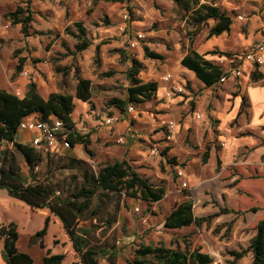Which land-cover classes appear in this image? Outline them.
<instances>
[{"label":"rangeland","instance_id":"1","mask_svg":"<svg viewBox=\"0 0 264 264\" xmlns=\"http://www.w3.org/2000/svg\"><path fill=\"white\" fill-rule=\"evenodd\" d=\"M27 1L0 0V61L14 70V77L21 74L17 66L22 60L24 64L36 66L46 63L58 80L60 92L68 94H74L78 78L90 79L92 102L88 103L86 111L76 116L75 122L76 129L82 135H90L92 143L88 150L80 145L65 153L42 151L40 163L32 171L24 158L17 155L20 174L28 184L48 183L61 201L76 202L73 206L79 215L80 233L85 246L98 250L99 263L129 264L134 251L142 245L163 242L167 246L180 244L183 247L184 241L198 242L211 232L229 239L236 226L243 225L242 219L249 228L245 235L240 231L238 236L246 238L256 233L254 220L260 215L257 212L264 214V196L253 187L262 185L264 193V173L256 172L258 167L253 164L251 167L239 165L250 151L236 154L227 164L223 159L230 141L249 139L248 132L241 127L246 109L242 107L231 120L226 115L237 97L246 96L241 77L232 76L225 83L206 89L181 65L190 46L195 49L196 45L206 42L213 21L198 29L170 0H126L124 3L32 0L31 32L39 34L27 37L21 32V25H14L5 17L18 6L26 7ZM199 1L219 6L233 18L249 17L243 12L247 11L251 0ZM126 15L127 34L120 29L125 25ZM78 24L86 30L91 42L83 52L76 49L79 43L76 36L80 34ZM135 33H142L145 39L132 49L127 36ZM145 47L162 54L164 59L147 58ZM134 58L145 66L140 78L159 83L158 93L161 87L168 89L171 85L183 86L184 92H176L170 99H161L158 94L156 100L134 106L133 111L123 112L112 106L110 102L114 98L127 99L131 84L128 70ZM223 65L226 69L236 66L226 60ZM39 73L48 78L45 73ZM169 74L171 81H164ZM108 117L114 119L110 125L105 122ZM170 122L174 123V128L170 127ZM26 145H31V140ZM1 148L12 150L13 146L3 144ZM70 158L83 160L95 170L101 164L126 160L144 178L164 185L166 195L162 201L152 204L123 196L119 207L115 204L119 198L116 196L112 202L96 193L77 199L73 192L82 190V179L70 168ZM174 161L178 165H174ZM233 197L243 202L233 201ZM186 199L194 201L198 217L213 216L210 222L180 231L165 229L167 214ZM226 209L232 212L225 213ZM2 213L3 223L17 225L19 248L30 253L35 264H43L47 250L52 257L50 264H80L63 235L61 222L52 218L47 208H29L0 192ZM38 234L43 235L45 249L40 248V238L32 241ZM2 247L0 241V250ZM227 252L212 253L222 258L224 264H231L233 251ZM56 253H62L64 261L55 258Z\"/></svg>","mask_w":264,"mask_h":264},{"label":"trees","instance_id":"2","mask_svg":"<svg viewBox=\"0 0 264 264\" xmlns=\"http://www.w3.org/2000/svg\"><path fill=\"white\" fill-rule=\"evenodd\" d=\"M109 3H124L126 0H95ZM178 6L188 17L190 24L200 28L212 20L214 25L210 27L208 38L230 32L233 25V17L219 6L209 3H201L199 0H170ZM32 0L26 2L27 6H18L14 11L8 12L5 17L14 25H21V32L29 37L39 34L31 32V24L34 22V12L31 10ZM79 35L76 37L79 43L76 45L78 52L87 50L91 42L87 38V32L78 24ZM209 54L226 56L231 58V53L212 51ZM145 56L152 59H164L162 54L151 51L145 47ZM207 55H202L192 46L181 60L183 68L191 71L196 79L206 89L220 85L222 77L226 75L225 67L219 63L208 60ZM24 60L17 66L18 72H22ZM145 66L138 60L132 59V66L128 70V79L131 84L128 88L126 100L114 98L110 104L121 111L128 110L129 105L137 106L157 99L159 83L157 81H143L140 74ZM264 78L259 68L251 72V80L258 82ZM93 98L92 81L87 78H78L74 94L64 92L52 93L44 98L38 91L35 83H30L25 97L20 98L16 94L6 90H0V192H5L10 198L19 200L32 209L41 210L47 208L53 216L58 218L66 235L72 243V247L80 259V264H100L99 252L96 248L85 246L84 237L80 233V219L73 203H65L55 196V191L48 183L28 184L22 178L21 166L17 155H21L29 170H34L40 163L41 153L31 145H26L16 140L20 125L25 118L36 115L39 120L48 121L51 117L62 120L68 130L70 145H83L88 150L91 145L90 135H82L76 130L73 113L76 107L75 100L91 103ZM242 107L247 105V97H242ZM3 143H12L13 149H2ZM165 151L164 154H166ZM209 159V152L205 154V161ZM178 165L176 161L172 162ZM70 168L75 170L82 179L83 188L76 196L86 197L94 193L106 198L109 202L113 197H119L115 203L119 207L121 198L141 200L145 203H158L166 195V187L152 183L144 178L126 160H116L113 163H105L95 170L89 163L76 158H70ZM76 205V204H75ZM225 213L232 211L225 210ZM215 216V215H214ZM213 217V216H212ZM212 217H196L194 201L186 199L176 205L164 221V228L168 230H181L190 226H202L210 222ZM43 235L38 234L32 241L40 238V248L45 249ZM20 232L14 222L0 225V241L3 243V258L6 264H35V260L28 252L19 248ZM190 240L184 241V246H167L163 242L157 245H142L134 251V257L129 264H213L214 260L201 248H192ZM253 253L252 264H264V219L257 227L256 234L251 240L248 249L240 252L233 251L234 261L244 257L248 252ZM50 255V251L47 252ZM45 255L43 264H50V256ZM63 260V256L55 257Z\"/></svg>","mask_w":264,"mask_h":264},{"label":"crops","instance_id":"3","mask_svg":"<svg viewBox=\"0 0 264 264\" xmlns=\"http://www.w3.org/2000/svg\"><path fill=\"white\" fill-rule=\"evenodd\" d=\"M243 13L249 16L247 17V19L246 18L244 19L245 23H243L244 20L239 19V17H243V16L233 18V25L230 32L228 33L225 32L219 36H213L211 38H208L206 42H202L201 44L196 45L195 50L202 55H207L206 58L208 60L223 65L222 62L224 61L222 60L227 58L226 56L212 55L209 53L218 50L221 52L231 53L233 55H241L244 52L249 51L257 43L263 42L264 41V0H251L249 2V6L247 7V11ZM213 25L214 22L212 26ZM242 68L245 74L243 77H241V83L242 86L244 87V91L247 97V105L245 106L247 113L245 114V122L243 125H241V127L245 128L244 130L248 132L247 137H249V139L242 141H230L228 147H226L224 151L223 159L224 162L227 164L233 160L236 154L242 151L244 152L250 151L247 159L242 160V162L240 161L239 165L242 166V164H244L243 166L248 165V167H251L253 164L254 166L258 167L257 171L256 170L255 171L260 174V173H264V78L258 82H253L251 80L252 67L250 66V64L246 62L243 64ZM185 70L187 71V74H193L191 71L187 69ZM39 71L48 75V78H43V76L39 73ZM260 71L264 75V65L260 67ZM23 72L29 73L30 77H25L22 74ZM14 73H15L14 70L6 68L3 62L0 61V90H6L10 93L16 94L20 98L25 97L26 93L28 92V86L30 83L36 84L39 93L44 98H48L49 95L52 93H60L61 91V88H59L57 85L58 80L56 81V78H54V76L52 75L51 66L47 65L46 63H40L37 66L32 63H26L24 64V69L19 76L14 77L15 75ZM192 76L195 77L194 74ZM167 90L168 89L165 86L161 87V91L158 93L159 98L161 97V99H163L165 97ZM242 101H243L242 97L240 96L237 97L232 108H230L226 114L228 120H231L233 117L238 116L240 109H242ZM75 104L76 107L73 113L74 122L76 121L75 119L76 116H78L79 113L86 111L88 106V103L82 102L77 99L75 100ZM36 117H37L36 115H31L28 118H36ZM228 135L231 136V133H228ZM32 137L33 134L25 131H21V133L18 132L16 140L22 144H28L29 141L32 140ZM3 144H6L7 146L9 145L13 146L12 143H3ZM77 146L80 145H76L75 147ZM62 151H64L65 153L67 150H62ZM81 185L83 186V182L81 183ZM253 190L257 191L258 193L264 196V193L262 191L263 190L262 185L260 188L254 185ZM78 191L81 192L80 190ZM79 192L75 191V193L73 192V195H77L79 194ZM77 199L80 198L77 197ZM232 200L233 201L238 200L239 202H243V200L240 201V199H237L235 197H233ZM75 204L76 202H73V205ZM257 213H260V215L256 218V220H254V222L257 223L258 225V223L262 219H264V214L262 212H257ZM47 216L49 217V215H46V217ZM196 217L198 216L196 215ZM52 218L59 220L55 216H53ZM3 221H5L4 213L0 214L1 225L4 224ZM240 221H242L243 227L237 225L236 228L232 231L229 239L222 238V235H215L213 234V232H211L210 234H206V236L200 239L198 242L193 241L192 248L193 249L201 248L202 252L210 254L214 260L213 264H224L222 258L221 259L216 258L213 255V253L220 255V251H224V253H228L227 251L240 252L242 251V249H248L251 244V240L256 234V233H252L245 238L244 235L246 234L245 232L249 228L248 227L249 224H247V221H245V219H242ZM191 227L192 226L187 228H191ZM240 231L244 232V235L241 238L238 236V233ZM63 235L66 236L67 242L72 252L78 257V255L76 254V252L72 247L71 241L69 240L68 236L64 231V228H63ZM2 251H3V247L0 250V264H6L3 258ZM47 252H49V250L46 251V255H48ZM56 255L63 256L62 253L59 254L56 253ZM229 255L231 254L229 253ZM78 260L80 261L79 257ZM229 261H231V264H252L253 253L250 251L239 260L234 261L233 259H230Z\"/></svg>","mask_w":264,"mask_h":264},{"label":"built area","instance_id":"4","mask_svg":"<svg viewBox=\"0 0 264 264\" xmlns=\"http://www.w3.org/2000/svg\"><path fill=\"white\" fill-rule=\"evenodd\" d=\"M239 18L242 19V17ZM127 20L128 16L126 15L124 17L125 25L124 27L120 28L122 32H125L127 30V27H125ZM125 34H127V32H125ZM127 37L129 47L132 49L138 47L140 43L145 39L142 33H135V35H133L132 37L130 34ZM225 60L230 62L231 64H236V66L231 69H225L227 73L224 77H222L220 84L225 83L227 80L231 79L232 76L243 77L245 72L242 66L246 62L250 64V66L252 67V71L256 68H259L260 70V67L264 65V41L257 43L249 51H246L241 55H234L231 58L227 57L222 61L225 62ZM22 74L25 77H30V74L27 72H23ZM171 79L172 76L170 74L164 77V81L166 82H170ZM176 92H184V87H176V85H171L165 94V98H172ZM128 110L133 111L134 106L129 105ZM197 118L200 119L201 116L197 115ZM113 121L114 119L112 117H108L105 122L107 125H110L113 123ZM170 127H175L173 122H170ZM19 130L33 134L31 146L39 152L62 151L72 148L69 140V134L72 130H68L65 127L64 122L55 117H51L48 121H42L38 118H25L22 121ZM155 151L158 152V149L156 148ZM180 175H182V173H180Z\"/></svg>","mask_w":264,"mask_h":264}]
</instances>
